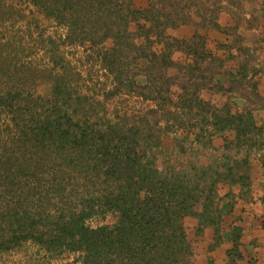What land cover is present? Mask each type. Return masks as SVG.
<instances>
[{"label": "trees", "instance_id": "16d2710c", "mask_svg": "<svg viewBox=\"0 0 264 264\" xmlns=\"http://www.w3.org/2000/svg\"><path fill=\"white\" fill-rule=\"evenodd\" d=\"M22 1L63 26L62 43L83 46L87 61L104 70V99L124 93L151 102L152 121L79 115L82 98L72 99L57 78L47 98L1 91L0 117L8 122L0 130V253L30 241L50 260L65 259L59 264H197L184 219H197L196 235L213 227L217 243L218 185L245 180L248 151L241 149L264 145V122L203 100L202 89L220 92L238 80L225 87L217 80L222 62L196 30L188 39L169 30L193 23L192 14L196 25L221 30L220 11L238 23L245 2L264 9V0ZM175 52L186 61L174 60ZM227 130L234 139L207 164L156 163L162 135L175 134V153L196 154L217 150L212 139ZM106 216L111 222L88 223ZM237 242L229 254L238 257Z\"/></svg>", "mask_w": 264, "mask_h": 264}, {"label": "rangeland", "instance_id": "374dc122", "mask_svg": "<svg viewBox=\"0 0 264 264\" xmlns=\"http://www.w3.org/2000/svg\"><path fill=\"white\" fill-rule=\"evenodd\" d=\"M134 5L143 7L146 5V0H134ZM259 5H261L259 1L245 2V14L237 13V9L231 7L239 14L240 20L237 23V20L232 18L239 24L246 14L250 13L251 20L256 22L258 18L255 15L257 19H252L251 10H255V7ZM210 6L211 4L207 5L208 8ZM192 18L193 23L183 24L169 31L178 36L180 32L183 34V26L188 33L190 30L187 27L193 32L196 30L198 34H200L199 30L209 29L196 25L197 15L192 14ZM228 29L235 40L240 39L239 42L236 41L235 46H245L243 39L238 35L239 33L244 36L243 32L237 31L235 27ZM65 31L63 26L44 16L37 8L25 1L0 0V92L12 89L19 90L23 96L29 94L34 98L37 96L47 98L57 78L61 79L65 83V88L72 92V99L82 98L80 107L83 112L80 111L79 115L85 113L92 120L100 121L127 124L138 122L142 115L153 106V103L124 93L104 99L103 92L110 84L108 78L104 76V70L93 61H87L88 51L83 46L62 43ZM260 34L263 41L261 43H264V28ZM192 35L181 38L188 39ZM200 35L205 37L206 43V36ZM146 115L149 121H152L150 114ZM7 122L6 116L1 115L0 130H4ZM181 133L176 132L178 137ZM174 135V133H168L160 136L161 147L156 160L159 166L165 162L184 165L188 160L207 164L220 155L217 150H199L196 154L191 152L177 154L172 149ZM108 222H111L109 216L88 221L92 226ZM48 260H50L48 255L30 241L20 244L15 249L0 253V264H38ZM50 261L59 264L65 259H51Z\"/></svg>", "mask_w": 264, "mask_h": 264}, {"label": "crops", "instance_id": "0c3cea01", "mask_svg": "<svg viewBox=\"0 0 264 264\" xmlns=\"http://www.w3.org/2000/svg\"><path fill=\"white\" fill-rule=\"evenodd\" d=\"M261 7H255L254 15L258 18L256 22L251 20L249 13L237 24L229 12L222 10L217 18L221 30L198 31L206 36L210 53L222 62L219 70L221 74L217 75V80L222 82L224 87L229 79L238 80L233 87L227 86L220 92L204 88L201 90V97L217 107L227 104L232 113L251 111L257 126L264 122V43H261L263 41L260 37L264 28V9ZM229 27L243 32L244 36L239 33L238 35L243 39L245 46H235L240 39L233 38ZM184 28L185 26L182 27L183 34L180 32L177 37H189L193 34L191 28L187 27L189 33ZM173 59L185 62L186 56L175 52ZM173 71L175 69H170V72ZM234 137V131L227 130L222 136H214L212 144L221 154L224 140L229 141ZM262 138L264 140V134ZM245 151H248L245 180L218 185L221 220L217 243H214L213 227L206 226L196 235L197 219H184L187 234L195 249L197 264H264V145L259 148L245 146L241 153ZM235 158H239V155ZM235 237L238 241V257L229 254Z\"/></svg>", "mask_w": 264, "mask_h": 264}]
</instances>
